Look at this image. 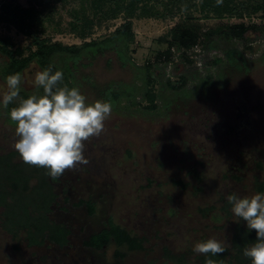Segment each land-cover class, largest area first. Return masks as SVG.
I'll use <instances>...</instances> for the list:
<instances>
[{
  "label": "rangeland",
  "instance_id": "1",
  "mask_svg": "<svg viewBox=\"0 0 264 264\" xmlns=\"http://www.w3.org/2000/svg\"><path fill=\"white\" fill-rule=\"evenodd\" d=\"M10 1L23 6L34 2ZM186 1L196 5L182 8L174 17L133 19L135 41L130 47L135 65L123 67L114 53L107 52L80 67L74 87L92 103L110 102L109 89L121 87L136 94L133 82L141 83L136 66L150 64L156 108H147L150 102L141 95L134 106L125 100L112 105L104 131L86 142L89 163L65 171L55 181L62 208L55 206L51 216L71 226L70 245L30 247L21 241L15 247L16 241L0 228V264H174L168 262V253L183 254L188 264H200L201 254L192 250L195 243L215 238L229 245L242 220L233 215L227 196L260 192L253 185L255 173L264 185V164L257 166L264 161V19L260 13L202 18V0ZM78 5L79 0L59 4L54 21L44 24L45 36L68 45L83 43L67 28ZM189 13L196 17L189 23L200 24L203 34L183 55L168 41L171 29L187 21ZM123 20L120 14L102 25L96 23L86 40L108 35ZM241 22L261 28L249 29L243 39L228 40L219 32L204 35L221 24ZM5 38L14 52L19 48L24 55L29 53L31 37L0 22V40ZM8 62L9 57L0 53V94L6 91L3 69ZM40 70L35 61L24 69L21 91L36 92L33 80ZM21 99L20 95L14 104ZM244 103L255 115L251 123L236 118ZM212 124L220 127L209 128ZM16 139L7 109L0 106V152L15 150ZM212 146L216 150L207 161L196 163L204 151H213ZM230 164L241 166L240 170L231 173ZM82 200L94 201L96 210L91 213ZM110 218L142 237L143 248L122 247L125 255L118 259L114 244L104 250L85 247V239Z\"/></svg>",
  "mask_w": 264,
  "mask_h": 264
},
{
  "label": "trees",
  "instance_id": "2",
  "mask_svg": "<svg viewBox=\"0 0 264 264\" xmlns=\"http://www.w3.org/2000/svg\"><path fill=\"white\" fill-rule=\"evenodd\" d=\"M68 0H34L29 6L13 3L10 0H0V22L14 26L18 32L31 37L29 53L23 54L19 48L11 50L9 39L0 40V53L9 57V62L3 69L6 78L10 74L22 73L28 65L35 61L42 70L52 67L53 72L60 70L64 74V84L75 86V75L81 66H87L98 56L107 52L114 53L123 67L135 65L132 57L131 44L135 41L133 19L143 17H166L182 11L184 7L195 6L194 2L186 0H79V5L72 10V19L67 28L84 39L81 44H64L52 41L45 36V22L54 21L58 5ZM184 3V6H181ZM177 10V11H175ZM200 10L202 18H219L250 16L260 13L264 19V0H202ZM175 12V13H174ZM123 15V22L108 35L101 38L86 40L94 34V25H102L105 20L115 19ZM187 21L179 22L172 29V38L168 41L170 48L176 47L182 54L197 45L202 33L200 24L189 23L196 19L192 13L186 15ZM260 29L257 24L246 25L244 22L221 24L215 29L204 31V35L221 33L228 40L243 39L249 29ZM60 30V29H59ZM35 46V49H32ZM171 51L167 52L168 60ZM17 54V55H16ZM87 62H83L84 60ZM141 83H134L136 94L130 95L125 88L109 89L110 102L113 106L125 100L131 106L136 105L139 95L150 104L149 109H155L156 93L152 91L153 74L151 65L137 67ZM185 81V79H183ZM205 83V82H204ZM42 91V89H41ZM22 98L30 96L26 91H20ZM16 104H10L7 112ZM128 105V104H127ZM46 174V169L25 164L16 150L0 152V228L10 234L18 243L24 241L30 247L45 245L64 248L69 246L72 234L71 226L65 222H57L51 216L55 206H60L59 194L55 181ZM260 192H264L261 185ZM90 212L96 210L92 200H82ZM62 208V205L60 206ZM256 240L255 231H249L246 222H238L235 226L229 245L224 246L225 252L217 256L199 255L200 264H205L206 258L216 261V264H251L249 258L243 255V249ZM143 238L133 235L126 228L110 218L105 227L94 232L85 239L84 246L95 250H104L107 246H116L115 258L124 257L122 247L129 250L143 248ZM168 262L188 264L184 255L168 253ZM117 259V260H118ZM119 261V260H118ZM116 264H119L117 262Z\"/></svg>",
  "mask_w": 264,
  "mask_h": 264
},
{
  "label": "clouds",
  "instance_id": "3",
  "mask_svg": "<svg viewBox=\"0 0 264 264\" xmlns=\"http://www.w3.org/2000/svg\"><path fill=\"white\" fill-rule=\"evenodd\" d=\"M22 79L19 72L6 77L0 106L8 109L17 100ZM63 81V72H53L51 66L37 71L33 80L36 92L21 99L9 111L17 137L13 147L20 159L29 166L46 169L53 180L67 170L89 163L85 157L86 142L101 135L105 121L112 114L109 101L88 103L78 87H69ZM226 199L233 215L256 233L255 242L244 247L243 255L251 264H264V192L244 197L233 193ZM192 250L206 257L225 252L223 244L215 238L195 243ZM205 264L216 261L206 258Z\"/></svg>",
  "mask_w": 264,
  "mask_h": 264
},
{
  "label": "flooded vegetation",
  "instance_id": "4",
  "mask_svg": "<svg viewBox=\"0 0 264 264\" xmlns=\"http://www.w3.org/2000/svg\"><path fill=\"white\" fill-rule=\"evenodd\" d=\"M246 104V105H245ZM248 103H244V104H240V107H241V113H240V115H237V117L236 118H238L241 122H243V121H247V122H250L251 123V121L249 120V119H251V118H254L255 117V115L253 114V112L252 111H250V106L249 105H247ZM225 118V117H224ZM247 119V120H246ZM206 124V123H205ZM204 123H203V128H204V130H205V127H206V125H205ZM218 128V127H220V124H216V125H210L209 126V128ZM205 133L208 135V131H206L205 130ZM204 148H208V146H206V147H204ZM211 150H213V151H204L203 152V156H202V158H200V159H198V161H197V159H196V163H205L204 162V160H206L207 161V157L208 156H211V154H213L212 152H214L215 150H216V148H215V146H212L211 147ZM264 164V161L262 160L261 162H259L258 163V168L259 167H262V165ZM240 167L241 166H239V165H237V164H230V166H229V170H230V172L232 173L233 171L235 172V171H239L240 170ZM195 167H193L192 168V170L194 169ZM255 168H257V167H255ZM236 178H239L238 177V175L236 174V175H234ZM253 178H254V181H253V185H254V188L257 186V187H261V185H263V182H261L262 180H260L259 178H258V176H257V174L255 173L253 176H252ZM240 179V178H239ZM259 190H260V188H259ZM224 210H227V208L225 207V209ZM100 231V230H99ZM98 232V231H97ZM70 245V244H69ZM66 247H68V246H66ZM66 247H64V248H66Z\"/></svg>",
  "mask_w": 264,
  "mask_h": 264
}]
</instances>
